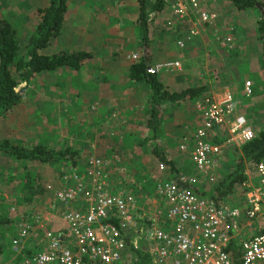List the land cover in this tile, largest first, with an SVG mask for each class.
<instances>
[{
    "label": "rangeland",
    "instance_id": "rangeland-1",
    "mask_svg": "<svg viewBox=\"0 0 264 264\" xmlns=\"http://www.w3.org/2000/svg\"><path fill=\"white\" fill-rule=\"evenodd\" d=\"M46 1L0 0V16L16 28L20 48L38 19L37 8ZM87 1L95 3L94 9L97 12L93 17L101 21L98 29H91L102 41L101 44L96 42L101 50L96 48L98 54L91 64L82 67L78 73L67 67L58 68L54 72L38 73L30 81L18 106L0 118V139L19 140L27 147L35 143H44L54 149L68 146L79 152L78 159L81 161L92 151L109 160L113 159L125 168L126 178L142 183L141 189L148 200V205L144 202L142 209L147 211L153 197L151 175L156 173L158 161L150 152L148 143H140L145 136L144 117L147 115L149 93L142 82L127 77L128 64L141 56L137 22L130 12L134 0H124L123 4L121 0ZM197 1L199 10L213 12L216 18L207 24L200 23L196 15L195 19L189 16L198 33L184 40L183 46L178 47L175 44V26L179 25L180 29L186 30L189 27L185 23L188 17H175L173 8L176 0H165L164 4L169 5L168 12H164V17L152 19L149 25L150 39L157 42L153 53L157 62L153 63L151 59L150 65L178 61L179 68L169 71L178 80L171 89L165 86L168 90L177 91L203 85L205 89L200 95L210 89L229 92L235 112L245 116L255 133L264 120V75L260 71V44L256 37L258 13L253 8L238 11L225 0ZM258 1L264 7V0ZM71 9L73 6L70 2L69 11ZM83 18L82 13L69 12L67 26L65 24L60 36L51 38L48 47L42 52L50 54L64 47L65 34L72 36L70 26L85 22ZM224 34L232 37L227 45H221L220 41L217 43L214 39L216 35ZM78 35L81 37L82 33ZM79 36L78 46L82 47L84 43ZM118 38L121 39L120 43ZM86 46L90 47L91 44L86 43ZM162 49L164 54H161ZM190 51H193V55L188 54ZM87 69L92 72L86 74ZM160 72H164L163 69L156 74ZM112 74L120 75L117 83L122 89L117 86L112 92L109 87ZM246 80L250 82L248 96L243 93ZM194 100L188 98L178 103L165 104L155 139L174 159L173 164L180 166L181 171L187 174L186 158L178 153L177 144L192 128ZM240 146L223 143L221 154L214 158L215 161L204 176L203 186L199 190L202 195L213 194L215 185L230 172L236 157L240 155ZM68 166L23 161L0 154V213L5 214L9 220L0 223V238L6 242L11 237L14 233V220L21 210L31 213L51 210L53 189L61 170ZM245 173L254 176L252 165L245 167ZM113 175L117 177L115 173ZM26 177L33 186L40 185L43 193L27 200L26 191L21 186ZM241 192V188L235 189L221 200L226 204H236ZM141 201H144L143 197L139 198ZM0 264L18 263L13 254L4 250L0 254Z\"/></svg>",
    "mask_w": 264,
    "mask_h": 264
},
{
    "label": "built area",
    "instance_id": "built-area-1",
    "mask_svg": "<svg viewBox=\"0 0 264 264\" xmlns=\"http://www.w3.org/2000/svg\"><path fill=\"white\" fill-rule=\"evenodd\" d=\"M198 6L197 0H176L173 12L211 24L215 13ZM187 24L175 41L178 47L198 33L194 23ZM214 39L221 45L232 41L230 34ZM178 68V61H167L146 71ZM243 93L250 95L248 80ZM194 110L197 121L177 146L181 153L189 144V173L173 174L158 162L149 210L142 209L148 205L142 183L126 179L121 163L92 151L82 165L59 175L50 211L17 215L10 249L21 253L19 264H139L137 251L150 264H264V159L251 164L254 176L245 173L236 204L199 192L223 143L242 145L255 133L235 112L229 92L222 99L201 95ZM26 250L30 253L22 254Z\"/></svg>",
    "mask_w": 264,
    "mask_h": 264
},
{
    "label": "trees",
    "instance_id": "trees-1",
    "mask_svg": "<svg viewBox=\"0 0 264 264\" xmlns=\"http://www.w3.org/2000/svg\"><path fill=\"white\" fill-rule=\"evenodd\" d=\"M67 0H47L43 6L37 8L38 19L28 33L22 48L19 47L16 28L0 16V118L16 108L22 99L30 81L40 72L54 71L61 67L72 70L89 63L93 59V52L90 50H74L45 54L42 52L47 48L51 38L57 36L63 24V17L66 10ZM238 10L243 11L253 8L258 13L256 20V37L260 44L259 66L261 75H264V7L258 0H225ZM165 0H137V29L141 56L137 61L128 64L127 77L130 80L142 82L149 95L147 97V115L144 117L145 136L140 143H148L150 152L159 163L164 164L171 173H176L173 161L168 159L164 149L155 142L156 134L161 123L162 109L165 104H174L188 98L197 99L204 88L186 87L180 90H168L165 84L158 78L155 72H147L150 67L151 53L148 50V29L147 23L151 15H157ZM193 37V36H192ZM171 71V70H168ZM254 90V86L251 87ZM253 92V91H252ZM217 138L214 142H218ZM180 143V142H179ZM178 145V144H177ZM176 145V146H177ZM19 140L8 138L0 139V154H7L15 159L30 161L42 164H57L60 166L82 165L79 152L70 149L68 146L54 149L44 143H35L31 146ZM264 159V120L260 129L249 141L240 146V155L236 157L232 169L220 179L213 189L215 200L224 199L233 190L240 188L245 180V167ZM67 167L62 169L64 171ZM188 169V167H187ZM62 173V172H61ZM60 173V174H61ZM127 175H125L126 178ZM130 179V178H126ZM26 191L25 198L30 200L33 195L43 193V188L36 184L32 185L28 177L22 185ZM140 190L137 192L140 198ZM153 194V193H152ZM6 215L0 213V223H7ZM11 222V221H10ZM14 233L11 235V237ZM10 237V238H11ZM10 238L6 242L0 238V254L6 250L10 255ZM6 243V244H4ZM5 245L7 248H5ZM143 245L141 243V249ZM29 254L30 251H22V254ZM139 264H150L142 251H137ZM21 253L14 255L16 263H20Z\"/></svg>",
    "mask_w": 264,
    "mask_h": 264
},
{
    "label": "crops",
    "instance_id": "crops-1",
    "mask_svg": "<svg viewBox=\"0 0 264 264\" xmlns=\"http://www.w3.org/2000/svg\"><path fill=\"white\" fill-rule=\"evenodd\" d=\"M70 2L72 4V6H73V9H71L69 11ZM121 3L123 4L124 3V0H121ZM94 4L95 3L93 1H87V0H67L66 1V10H65V13H64V17H63V24H62V27H61V29L59 31V34L57 36H60V33H61L63 27L65 26V24L67 26V23L69 22V12L82 13L84 15V18L83 19H84L85 22H82V23H80V24H78L76 26L75 25H71L70 26V28H71V31L70 32L72 33V36L65 34L64 43H63L64 47H61L58 51H61V50H65V51L90 50V51L93 52V59H94L95 55L98 54V53H96V50H95L96 48L99 49L98 48V45L96 44V42H98L99 44H101L102 41L98 38L96 32L95 33H92L91 29L94 28V27H96V29H98L99 28V24L101 23V21H100L99 18L93 17V14L95 12H97V9L96 8L94 9ZM126 5H127V3H125V6ZM168 9H169V5H165L164 4L163 7H162V9H161V11L157 15H154V16L151 15L150 16V19L148 20V23H147V29H148V43H147V46L148 47L147 48L149 50V53H151V59H153V63L154 62H157V60H155V58L153 56V53H154V45L156 47L157 46V42L155 40L150 39V36H149L150 35V28H149L150 21L152 19H154L155 17H157V16L158 17L159 16L164 17V14H165L164 12L165 11L168 12ZM130 12L132 13L133 19L136 21V18H137V0H134V2H133V9H130ZM168 15H166V16H168ZM172 19L174 20L175 17H173ZM75 21H77V19H75ZM185 23H194V22L191 21L190 19H187L185 21ZM136 25H137V23H136ZM183 31H184V29L183 30L180 29L179 25H176L175 26L174 33H175V36H177V39L181 36V33ZM79 33H82V36L81 37L78 35ZM78 36L82 39V42L84 43V45L82 47H87L86 46V43H90L91 46L90 47H87V48H82L81 46H78L79 43H80L79 38L77 39ZM119 40L121 41V39L118 38V42H119ZM48 45H49V43H48ZM74 47H76L78 49H75ZM99 50H101V49H99ZM106 50L107 51L109 50L108 47L106 48ZM191 50H193V49H191ZM161 54H164L163 49H162V53ZM188 54L189 55H193V51H190V53L188 52ZM93 59L89 63L83 65L82 67L84 68V67L89 66V64H91V62L93 61ZM189 59H191V57H189ZM150 62H151V60H150ZM82 67H80L79 69H81ZM72 71H74L75 73H78L79 72V70H72ZM163 71L164 72H160L159 73L160 75H162V77H158V78L165 84V86H167L169 89H171L172 85H174V83L177 82L178 78L177 77H173L168 70H163ZM89 72H92V71H90V69H87L85 71L86 74L89 73ZM173 72H176V71H173ZM159 74H157V76ZM110 76H111L112 79L110 80L109 87L112 88V92L115 89H117L118 87L122 89L123 87L119 86V84L117 83V79L120 77V75L119 74H114V75L112 74ZM224 93L225 92H221L220 90H212V89H210L207 92H203L202 95L203 94H206L208 96H213L216 99H222ZM195 100L193 101V106H192V112H193L192 128L188 132V134L185 135V136H189V133L192 131V129H193V127H194V125H195V123L197 121V115H196V112L194 110V102H195ZM236 113H238V112H236ZM188 150H189V144H188L187 151H185V152H181L180 153L178 151V149H177L178 153L186 158V165L188 167L187 171H189V169H190L189 159H188V156H187L188 155ZM167 155H168V153H167ZM169 157H168V159H169ZM170 160L173 161L174 159L170 157ZM174 168L176 169L177 172H184V171H181V167L180 166L178 167V165H174ZM167 171H169V170L167 169ZM155 172L156 173L154 175L157 174L156 167H155ZM160 173H162V172H160ZM148 176H150V175H148ZM25 211H27V210H25ZM25 211L24 210H21V212H24V213H25ZM28 212H30V211H28ZM16 219H17V217H16ZM16 219L14 220V234H15V223H16ZM57 222H59L58 219H57Z\"/></svg>",
    "mask_w": 264,
    "mask_h": 264
}]
</instances>
